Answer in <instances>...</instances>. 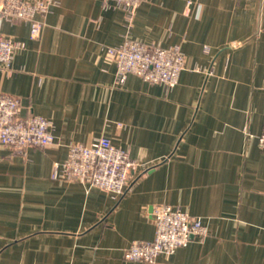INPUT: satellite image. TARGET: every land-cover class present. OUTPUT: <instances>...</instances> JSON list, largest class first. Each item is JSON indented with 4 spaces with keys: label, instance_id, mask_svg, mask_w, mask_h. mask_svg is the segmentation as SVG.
Listing matches in <instances>:
<instances>
[{
    "label": "crops",
    "instance_id": "obj_1",
    "mask_svg": "<svg viewBox=\"0 0 264 264\" xmlns=\"http://www.w3.org/2000/svg\"><path fill=\"white\" fill-rule=\"evenodd\" d=\"M58 1L38 39L27 22L0 19V34L25 45L11 74L0 70V93L54 137L24 155L0 144V264H150L122 256L153 240L159 205L208 234L152 264H264V0H144L130 29L103 0ZM126 39L179 46L177 85L129 75L115 86L105 49ZM97 137L136 164L117 200L51 178L70 143Z\"/></svg>",
    "mask_w": 264,
    "mask_h": 264
},
{
    "label": "built area",
    "instance_id": "obj_2",
    "mask_svg": "<svg viewBox=\"0 0 264 264\" xmlns=\"http://www.w3.org/2000/svg\"><path fill=\"white\" fill-rule=\"evenodd\" d=\"M144 0H103V7L115 6L125 13L126 28L130 29L136 10ZM58 0H0V19L29 24V36L38 39L43 19ZM25 47L0 34V70L11 74L15 51ZM207 52V48H204ZM105 56L115 67L114 85H124L129 75L150 84L172 89L178 83L185 67V57L179 46L161 47L126 39L117 47L105 49ZM0 144L13 154L24 155L30 148H47L54 144L50 122L34 114L21 116L20 101L0 93ZM259 149L264 153V126L257 137ZM135 162L128 153L114 147L105 137L90 143H70L62 163L55 164L51 178L71 182L88 188L103 190L114 200L124 195L130 186ZM154 225L151 241H133L123 252L126 261L154 263L160 256L169 257L179 248L193 241H202L208 234L200 218L192 217L178 206L159 205L150 214Z\"/></svg>",
    "mask_w": 264,
    "mask_h": 264
}]
</instances>
